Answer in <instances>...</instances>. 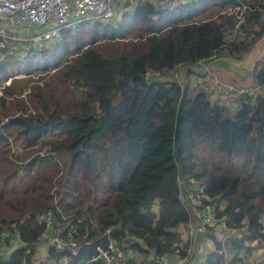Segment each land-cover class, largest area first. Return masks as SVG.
Here are the masks:
<instances>
[{
  "label": "trees",
  "instance_id": "obj_1",
  "mask_svg": "<svg viewBox=\"0 0 264 264\" xmlns=\"http://www.w3.org/2000/svg\"><path fill=\"white\" fill-rule=\"evenodd\" d=\"M89 23L22 50L21 59L0 57V234L24 244L1 264H32L46 215L64 240L72 226L77 248L71 255L48 247L38 264L62 257L100 264L93 257L107 230L147 256L122 264H161L181 245L176 229L189 219L178 182L196 184L201 195L192 196L213 205L226 228L244 226L243 236L227 240L229 250L264 243V61L252 73L259 92L235 95L232 110L204 91L190 96L180 83L152 77L240 59L264 36V0L143 1L114 26ZM209 239L202 264H225L221 245Z\"/></svg>",
  "mask_w": 264,
  "mask_h": 264
},
{
  "label": "built area",
  "instance_id": "obj_2",
  "mask_svg": "<svg viewBox=\"0 0 264 264\" xmlns=\"http://www.w3.org/2000/svg\"><path fill=\"white\" fill-rule=\"evenodd\" d=\"M113 1L0 0V53H11L9 51L12 50L41 49L56 40L62 29L71 28L83 22L109 23L114 15ZM146 1L155 3L158 0ZM207 77L211 81L216 80L215 76L209 71L207 72ZM244 92L231 93L230 99ZM192 198L193 205L190 204V206L197 210V220L199 222L197 231L214 230L221 241L226 239L233 230L226 228L225 218L216 217L213 205L201 203V200L204 199L202 196L198 198L192 196ZM185 207L189 208L187 204ZM43 223L44 231L40 237L46 239L47 246L53 247L56 251L69 250L71 255H73L77 245L72 243L70 237L77 236V232L72 229V226H68L69 234H66L67 238L64 240L60 237L57 224L53 226L49 215L43 218ZM109 235V230L104 232L105 245L95 248L96 255L93 260L99 261L100 264H122L124 261L136 259L137 253L135 251L128 248L127 244L115 242ZM178 238L181 243V236L179 235ZM7 239H10L11 246L20 243L17 237H11L8 232L0 234V264L7 249ZM83 244L87 243L84 242ZM183 246L185 248L181 252ZM191 254L188 244H179L178 248H175L173 253L170 254L174 259L172 264H189L187 261L188 259L190 261ZM159 261L161 264H168L164 257H161ZM68 263V258H60L59 264ZM194 264H202V260Z\"/></svg>",
  "mask_w": 264,
  "mask_h": 264
},
{
  "label": "rangeland",
  "instance_id": "obj_3",
  "mask_svg": "<svg viewBox=\"0 0 264 264\" xmlns=\"http://www.w3.org/2000/svg\"><path fill=\"white\" fill-rule=\"evenodd\" d=\"M143 1H146V0H114L113 1L114 15H113V19L110 21L109 24L114 26L115 24H118L119 22H121L123 20L125 21V19H127V15H129L132 12L135 5L139 2L142 3ZM175 4H177V2L173 3V5H175ZM90 25L91 24L89 23L88 26H90ZM76 26L71 27V30H74ZM9 52H11V53L1 52L0 57H2V55H4L5 57H12V58H16V59H21L23 56H25L27 54L26 52L21 53V51H14V50L9 51ZM32 53H34V52H32ZM207 64H208L207 62H204V63L201 62L199 65L193 66L194 67L193 72L201 71V69L205 68ZM12 69L13 70H11V72L13 73V75H17V73H18L16 70L17 67H13ZM209 72L215 76V79H216L215 81H211L210 79H208L207 73L204 76V78H203V76L196 75L195 73L186 76V75H184L185 74L184 68H181L179 71L172 72L171 74H169L166 77H161L160 75L159 76H152V77L158 81H163L164 78H168L170 81H176V82L180 83L182 88H185L186 93L190 96L195 94L197 91H204L212 101H215V102L217 101L218 103H222L223 105H225L226 109H228V110H232L236 106L235 101L232 100L233 98L230 99L231 93L233 94V93H236L239 91L254 92L256 90L254 85L250 86V85H252L251 84L252 78L250 81H247L243 84H238L235 80V77L232 76L231 74L223 73L220 70H216V69H210ZM30 78L31 77L28 78L25 76H15L14 79L19 81V80H28ZM201 78L204 79L203 80L204 82L202 81ZM14 79L10 78V79L6 80L2 85H10V81H12ZM34 79H36V77L32 78V81H34ZM227 79H229V80H227ZM212 85L216 88L217 93H218V91H220L219 94L215 93L214 91L212 92V90H211ZM257 92H259V90H257ZM26 93H27V90H25L23 92V94H26ZM229 94H230V96H229ZM1 96H2V92L0 91V97ZM4 122L5 121L3 120L1 122V124ZM11 149H12V151L16 152L20 157H26L28 155L27 154L28 151H22L21 149H15V148H11ZM36 154H38L39 157L42 156L41 153H36ZM26 161H28V159ZM15 163H16V165H18L17 162H15ZM178 184L180 187H183V189L180 190V194H179V198H180V201L182 204H185V201H187L186 196H188L190 200L193 199L192 193L201 195L200 189L198 188V186H196V184H189V185H186L183 183H178ZM193 197L195 198V196H193ZM222 207H223V204L220 203L218 206V210L221 209ZM196 221H197V225L195 227V231H196L199 227V222L196 218V215L193 216V218H192V224L186 226L187 229L184 228V235H182L179 231H176L177 235L181 236V243L182 244H188V246H189L190 239L192 236V228H193V225L196 223ZM59 228H60V225L58 224L57 230H59ZM244 234H245V228H244V226H242L238 230H233V232H231L230 235L226 239L221 241V239L218 238L216 231H214V230L209 231V236H212L221 245V248H222L221 252L224 255V262L225 263H233L232 260L236 259L237 261L240 262L239 264H264V243L257 242V241L256 242L255 241H252V242L244 241L243 247L236 254L234 251L229 250L227 240L228 239H239ZM45 242L46 241L44 240V243ZM45 247L46 246H44V248ZM44 248H43V250H44ZM211 248H212V245H211ZM182 249H184V248H182ZM40 257H43V251H42V254L40 255ZM40 261H41V259L37 258L36 263H38ZM236 264H238V263H236Z\"/></svg>",
  "mask_w": 264,
  "mask_h": 264
},
{
  "label": "crops",
  "instance_id": "obj_4",
  "mask_svg": "<svg viewBox=\"0 0 264 264\" xmlns=\"http://www.w3.org/2000/svg\"><path fill=\"white\" fill-rule=\"evenodd\" d=\"M203 78H204V76H203ZM203 78H201L202 81L204 80ZM227 80H229V79H227ZM250 86H253V85H250ZM255 89H256V91L258 90L257 88H255ZM211 90H212V92L214 91L215 93H217L216 88L213 85L211 86ZM197 92H200V91H197ZM219 93H220V91H218L217 94H219ZM207 97H208V95H207ZM186 197H187L186 198L187 201H185V205L187 204V206L189 207L188 208L189 209V219L185 225L179 226L176 229V231H179L182 235H184V228H186V226L192 224L193 216L196 215V218H197V210L196 209L194 210L190 206V204L193 205V200L192 199L190 200L188 196H186ZM196 225H197V221L193 225L192 236H191L190 243L188 246L189 250L192 252L190 261H189V259L187 261V262H189V264H194V263H197V262L203 260L204 257L212 251V248H211L212 242L209 239V231L210 230L209 229L204 230L203 232H198L197 230L195 231ZM44 240L46 241V239L44 237H41L37 241V243L34 245V254L32 256V264H38L39 263V262L36 263L37 258L41 259L40 262H43L46 260V257H47L46 249L48 248V246H47V242L44 243ZM17 245H18V247H24V244H21V243H18ZM44 246H46V247L44 248ZM12 247H14V246L7 248V250L5 251L6 256L12 249H14ZM43 248H44V250H43ZM42 251H43V257H40V255L42 254ZM146 257L137 253V257L135 260L136 261L144 260V259H146ZM164 259H165L166 263H168V264H172L174 262V259L171 255L165 256ZM225 264H235V263H225Z\"/></svg>",
  "mask_w": 264,
  "mask_h": 264
},
{
  "label": "water",
  "instance_id": "obj_5",
  "mask_svg": "<svg viewBox=\"0 0 264 264\" xmlns=\"http://www.w3.org/2000/svg\"><path fill=\"white\" fill-rule=\"evenodd\" d=\"M262 61H264V36L256 40L240 59L220 57L207 62L206 67L202 68L199 72H193L194 67H190V69L199 76H205L210 69L220 70L223 73L234 76L238 84H243L251 80L255 65ZM38 157V154H34L24 164Z\"/></svg>",
  "mask_w": 264,
  "mask_h": 264
}]
</instances>
